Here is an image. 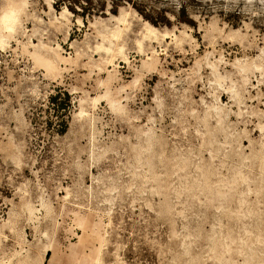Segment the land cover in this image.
<instances>
[{
    "label": "rangeland",
    "instance_id": "obj_1",
    "mask_svg": "<svg viewBox=\"0 0 264 264\" xmlns=\"http://www.w3.org/2000/svg\"><path fill=\"white\" fill-rule=\"evenodd\" d=\"M14 1L0 264H264V0Z\"/></svg>",
    "mask_w": 264,
    "mask_h": 264
},
{
    "label": "bare ground",
    "instance_id": "obj_2",
    "mask_svg": "<svg viewBox=\"0 0 264 264\" xmlns=\"http://www.w3.org/2000/svg\"><path fill=\"white\" fill-rule=\"evenodd\" d=\"M3 5L0 8V43H2L5 40V35L6 34H11L14 33L18 26H20V17L22 13V6L19 5V3L15 2L14 0H4ZM51 9H53V6L50 4L49 6ZM124 12V11H123ZM69 13L68 9H65L62 13V15H65ZM59 17V16H58ZM116 22L115 24L107 29L105 32L101 34V38L103 42L106 43L104 47L101 45L102 50L106 54V56L111 60L115 58L117 55H121L123 57L122 60L127 61L128 57L124 51L125 49V40L122 36V33L125 29H128L131 22L127 18V15L124 16L123 14H120L117 17H114ZM156 29L150 25L149 23H146V28L144 32L142 33V36L145 39H150L155 35ZM10 36V35H9ZM100 38V37H99ZM154 39V38H153ZM54 48V47H53ZM60 46L58 45L57 48L51 49L52 53L54 54V57L58 59L60 56L59 50ZM50 52V49H49ZM61 52V51H60ZM61 57V56H60ZM42 58V57H41ZM53 58V57H52ZM48 59V58H46ZM45 59V61H47ZM55 59V60H57ZM64 59V58H63ZM53 59L48 60L47 66L49 68H54L56 67V62ZM59 61V60H58ZM63 61V60H62ZM109 61V60H108ZM60 62V61H59ZM58 62V63H59ZM64 62V61H63ZM113 62V61H112ZM45 63V64H46ZM60 64V63H59ZM59 67H57L58 69ZM106 68V67H105ZM244 68V67H243ZM213 69V68H212ZM59 70V69H58ZM50 71V70H49ZM214 71V70H213ZM216 71V70H215ZM243 71V70H242ZM241 71V72H242ZM216 73V72H215ZM243 73V72H242ZM113 74V73H112ZM244 75V73H243ZM113 105V102L112 104ZM112 107V106H111ZM45 246V245H44ZM43 249V248H42ZM35 252V251H34ZM52 252L51 247H44V251L40 260V264H44L46 261V257ZM76 252V251H75ZM100 253V252H99ZM99 259V258H98ZM49 264H53L52 260L49 258ZM99 261V260H98ZM97 264V263H96Z\"/></svg>",
    "mask_w": 264,
    "mask_h": 264
},
{
    "label": "trees",
    "instance_id": "obj_3",
    "mask_svg": "<svg viewBox=\"0 0 264 264\" xmlns=\"http://www.w3.org/2000/svg\"><path fill=\"white\" fill-rule=\"evenodd\" d=\"M66 97H67V100H69L68 98H69V95H66ZM52 99V101H55L56 100V98L55 97H53V98H51ZM50 256V255H49ZM48 256V257H49Z\"/></svg>",
    "mask_w": 264,
    "mask_h": 264
}]
</instances>
